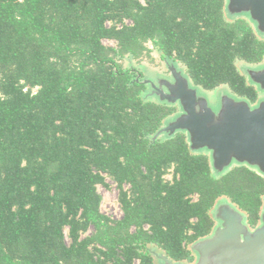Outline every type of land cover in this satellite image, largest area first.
Returning <instances> with one entry per match:
<instances>
[{
  "label": "trees",
  "instance_id": "trees-1",
  "mask_svg": "<svg viewBox=\"0 0 264 264\" xmlns=\"http://www.w3.org/2000/svg\"><path fill=\"white\" fill-rule=\"evenodd\" d=\"M153 49L257 99L237 60L262 62L264 38L225 0H0V264H158L153 247L192 261L222 197L258 224L263 175L217 176L184 132L155 137L175 107L121 62ZM108 178L119 219L101 210Z\"/></svg>",
  "mask_w": 264,
  "mask_h": 264
},
{
  "label": "water",
  "instance_id": "water-1",
  "mask_svg": "<svg viewBox=\"0 0 264 264\" xmlns=\"http://www.w3.org/2000/svg\"><path fill=\"white\" fill-rule=\"evenodd\" d=\"M225 11L229 17L246 16L264 35V0H225ZM170 63L173 81H165L168 91L155 86L150 96L162 103L178 104L180 113L167 118L155 137L184 132L193 152L209 153L217 176L234 165H246L264 176V100L252 106L247 99L224 95L213 107L198 95L176 62ZM244 74L250 84L264 90V63L255 68L246 66ZM212 213L217 221L213 233L192 244L195 264H264V204L260 224L254 229L249 227L246 214L227 199L218 200ZM156 257L162 264H186L166 255Z\"/></svg>",
  "mask_w": 264,
  "mask_h": 264
},
{
  "label": "rangeland",
  "instance_id": "rangeland-1",
  "mask_svg": "<svg viewBox=\"0 0 264 264\" xmlns=\"http://www.w3.org/2000/svg\"><path fill=\"white\" fill-rule=\"evenodd\" d=\"M225 13H226V11H225ZM226 16L230 20L236 19L237 17H241V16L229 17L227 15V13H226ZM243 17H246V16L243 15ZM246 19H248V18L246 17ZM252 26H253V24H252ZM256 33L258 34L259 37L264 38V35H260L257 31H256ZM104 42L107 45H114V42L111 41V40H105ZM149 45H150V48H151L152 45L151 44H149ZM169 61L171 62V60H169ZM121 62L123 64V66L126 67V68H130L131 66L132 67H136L138 70H140V71H142L144 73L146 78H150L151 76H153L155 78V75L166 76L164 74V72H165L164 69L167 68L166 62H164L163 59L161 58V54L157 50H154V49L152 50L150 55H145V56L141 57L140 59H133V58H128L127 57V58H124ZM263 63H264V60L262 62L258 63V64H249V63H247L245 61L237 60V66L239 67L240 71H242L243 74L245 72V67L246 66L255 68V67L261 66ZM175 65L178 67L179 70H181L183 72V74L185 76H187L189 78L187 70H186L184 65H182L179 62H176ZM244 75H246V74H244ZM189 80H190V78H189ZM248 82L250 83L249 80H248ZM190 85L192 87L196 88L198 95L201 96V97H204L205 99H207V101L209 102V104L211 106H213V104L216 105V103L221 102V100H222L224 95L232 96L235 99H245V98H243L241 96H238L234 92H232L230 90L229 86L225 85V84L224 85H220V86H218V87H216L214 89H209V90L195 85L191 80H190ZM150 91H151L150 88H148L147 91H146V94L148 93L147 96L149 95V97L151 99H154V100L158 101V99L156 97L150 96ZM258 93L261 96L259 101L264 100V90L263 91L262 90H258ZM257 103H254V104L251 103V105L254 106ZM179 113H180V111L177 110V112L174 115L170 116V117L172 118V117L178 115ZM164 137H166V136H164ZM207 154L209 155L208 152H207ZM172 173L173 172H172V169H171L168 172V174L166 175V178L167 179H171L172 176H173ZM218 176H220V175H218ZM107 182L110 184V187H108V188H106V187H104L102 185L98 186V191L102 195L101 210H102L103 213H105L107 216L111 217L112 219H119L122 216V214H123L122 210H121V207H120V203H119V190H118L116 184L110 178L107 179ZM220 199L229 200L226 197H222ZM212 217H213L214 223L216 225L217 221L214 218L213 213H212ZM259 224H260V222H259ZM153 249H154L156 263L162 264V262L159 259V257H156V256L157 255H164V253L162 252L161 249H159L157 247H153Z\"/></svg>",
  "mask_w": 264,
  "mask_h": 264
},
{
  "label": "flooded vegetation",
  "instance_id": "flooded-vegetation-1",
  "mask_svg": "<svg viewBox=\"0 0 264 264\" xmlns=\"http://www.w3.org/2000/svg\"><path fill=\"white\" fill-rule=\"evenodd\" d=\"M162 58V57H161ZM164 62H166V66L167 68L164 69V74L166 76H160V75H155V78L153 76H151L150 78H146V76L144 75V73L140 70H138L136 67H130L134 72L135 74L137 75V80L140 81H144V80H149L148 83H145V85L147 86V89L150 88L151 91H154V88L156 86V88L158 89H161V90H164V91H168V88L166 86V82L165 81H168V82H172L173 81V76H172V71H171V63H170V59H166V58H162ZM191 80V79H190ZM192 81V80H191ZM193 82V81H192ZM260 95L258 93V96H257V99L254 103H257L259 100H260ZM252 103V104H254ZM174 107H175V112L172 114L174 115L177 110L180 111V107L178 104H174ZM259 224V222H258ZM258 224L256 226H251L249 225V227L251 229H254L258 226ZM215 223H214V227H215ZM213 227V229H214ZM213 233V230L210 232V234H208V236H210L211 234ZM207 237V236H206ZM194 255V259L192 261H189V260H184V261H181L183 263H186V264H195V261H196V257H195V254L193 253Z\"/></svg>",
  "mask_w": 264,
  "mask_h": 264
}]
</instances>
